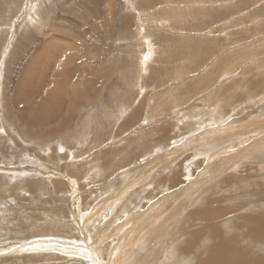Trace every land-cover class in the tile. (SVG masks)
<instances>
[{
    "label": "rangeland",
    "instance_id": "1",
    "mask_svg": "<svg viewBox=\"0 0 264 264\" xmlns=\"http://www.w3.org/2000/svg\"><path fill=\"white\" fill-rule=\"evenodd\" d=\"M218 244L264 264V0H0V264Z\"/></svg>",
    "mask_w": 264,
    "mask_h": 264
},
{
    "label": "bare ground",
    "instance_id": "2",
    "mask_svg": "<svg viewBox=\"0 0 264 264\" xmlns=\"http://www.w3.org/2000/svg\"><path fill=\"white\" fill-rule=\"evenodd\" d=\"M28 12V11H27ZM55 44H57V43H55ZM55 44H53V45H55ZM53 49L54 48H52V50H48L47 48L46 49H44L41 53H39L37 56H36V58L32 61V63H31V65H30V69L32 70V72H35L34 70L38 67V64L41 62V61H43V58H44V56H46V57H49V56H51V55H53V58L55 57V55L54 54H56L57 52H53ZM144 56H146V58H148V55H144ZM52 57V56H51ZM146 58H144L143 57V62H145L146 60ZM47 59V58H46ZM61 59V58H60ZM145 60V61H144ZM55 61V60H54ZM59 61V60H58ZM43 63H45V62H43ZM66 63V62H65ZM30 64V63H29ZM44 65V64H43ZM61 66V65H60ZM21 86V85H20ZM24 92V91H23ZM23 92H22V95H24L23 94ZM27 91H25V93H26ZM58 94V93H57ZM19 96H21V95H19ZM23 99V98H22ZM41 99V98H40ZM21 101V100H20ZM41 100H38V99H35V97H34V99H33V101L31 102L30 101V103H29V109L30 110H32L33 111V114L35 115V119H34V121L36 122V120H37V118H39L42 122H44L45 121V119H46V114L44 113L45 111H43V109L41 110V106L39 107V105H38V102H40ZM59 101V100H58ZM60 103H62V102H60ZM42 105V104H41ZM43 106V105H42ZM25 108H26V106H25ZM27 109V108H26ZM29 112V111H28ZM54 112V111H53ZM56 113V112H55ZM21 114H23V112L21 113ZM48 116H49V113H48ZM54 118V117H53ZM51 119V118H50ZM47 121V120H46ZM38 124H41V122H37ZM216 246V245H215ZM214 246V248L212 249V250H209V253L211 254L210 255V257L208 258V259H206V258H204V259H206V260H202L201 259V262H198V264H217V262L219 263V264H223V261H225L227 258H228V256H230L231 254H230V248L226 245V244H221V246H219V244H218V246H216L215 247ZM229 252V253H228ZM241 262V261H240ZM240 262H239V264H240Z\"/></svg>",
    "mask_w": 264,
    "mask_h": 264
},
{
    "label": "water",
    "instance_id": "3",
    "mask_svg": "<svg viewBox=\"0 0 264 264\" xmlns=\"http://www.w3.org/2000/svg\"><path fill=\"white\" fill-rule=\"evenodd\" d=\"M144 58H146V56H144Z\"/></svg>",
    "mask_w": 264,
    "mask_h": 264
}]
</instances>
